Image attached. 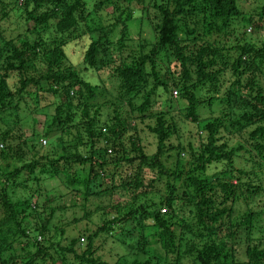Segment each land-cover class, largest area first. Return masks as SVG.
Instances as JSON below:
<instances>
[{
    "label": "trees",
    "instance_id": "obj_1",
    "mask_svg": "<svg viewBox=\"0 0 264 264\" xmlns=\"http://www.w3.org/2000/svg\"><path fill=\"white\" fill-rule=\"evenodd\" d=\"M242 1L0 0V264H110L98 254L101 235L118 250L111 264H264L263 213L229 219L241 185L250 194L261 190L252 178L241 182L233 157L254 152L264 164V36L256 37L264 0L251 14ZM159 57L168 63L163 74ZM93 77L101 85L87 79ZM112 79L115 102L95 103ZM177 95L187 103L184 119L197 127L189 134L198 151L181 144L169 110L147 115L161 97L167 106ZM27 99L36 108L48 102L55 128L31 141L2 119L17 117ZM213 105L222 116L198 127L200 110ZM233 108L240 111L235 120L228 118ZM145 120L152 121V153L135 127ZM127 122H134L129 133ZM234 137L250 150L230 146ZM214 165L233 170L236 184L224 179V168L208 174ZM46 178L63 180L60 191L84 201L107 193L114 212L74 238L53 226L56 239L52 199L40 187ZM14 187L20 195H11ZM115 192L127 199L117 202ZM232 242L244 248L245 260Z\"/></svg>",
    "mask_w": 264,
    "mask_h": 264
},
{
    "label": "rangeland",
    "instance_id": "obj_2",
    "mask_svg": "<svg viewBox=\"0 0 264 264\" xmlns=\"http://www.w3.org/2000/svg\"><path fill=\"white\" fill-rule=\"evenodd\" d=\"M261 2L262 0H243L242 1L243 12L246 14H251L254 10L258 8ZM135 16L139 17V13H136ZM252 18L255 19L257 18V16L254 14ZM15 19H16L15 16H13V20ZM13 27H14L13 24H11L9 26V29L12 30ZM249 28L250 27L246 28V34L251 35L253 30L249 32ZM135 33H137V30L135 31ZM143 35L147 37L148 40L151 42L154 39L151 29L147 26L143 28ZM263 36H264V28L262 29V31L259 32V35L256 37L258 38L261 37L260 38L261 40ZM130 37H132V35ZM134 41L135 42L132 43L133 45H131L132 47L138 44L137 42L138 40L134 38ZM257 44L260 45L259 40ZM147 52L148 50H145V53ZM158 63L160 67L159 71L162 70L160 74H163L164 72L163 68L166 67L168 63L165 58H160V57L158 58ZM84 78H86V74L84 75ZM87 79H91L92 80L91 82L95 83L96 85H99V84L101 85L98 78L93 77V78H87ZM227 79L228 78L226 76L225 80ZM116 82L117 81L113 79L112 81L110 80L105 81L104 85H106V88H108V90L106 92L104 90H101L99 93H97V99L95 103L103 104L105 102L107 103V101L114 103L116 95H117V91H118ZM150 85H151V81H149L148 83V86ZM174 96L172 97L173 100H170V102L166 104L167 106H164L165 99L161 97L158 100V102L154 104L155 105L154 108H152L150 112L147 113V115L150 113L156 114L161 111L169 110L170 114H172L171 117L173 121L180 128L179 138L181 140V144H183V146L186 149H187V145L191 144L192 147H194V150L198 151V146L200 143L196 141L197 137H195V140H194L192 137L193 135L189 134V130H191L193 134L197 133V127L194 126L193 124H190L189 123L190 121H187L184 119V115L186 113L185 107L187 106V103L181 101L179 99V95H177L176 97ZM49 100L52 101L51 98ZM27 103H28L27 105L21 106V109L19 110V112L16 113L17 117L11 114H4L2 116V119L4 120L5 124L11 128H14V130L17 129L18 134L24 139L31 138L29 136L33 133L42 135L45 132L47 126L48 128L52 127L50 125L51 119H52V116L50 115V111L52 108L45 107L48 104V102H44L43 105L39 106L41 108H36L33 105L31 100L27 99ZM104 108L105 107H103L102 110H104ZM200 108H203V107H200ZM231 112L232 114H229L228 118L230 115H232L231 116L232 120H235L239 117L237 116V114L240 112L239 110H236L233 108ZM221 116L222 114L220 113V107L218 105H213L212 108L209 110L204 108L200 110L198 127L205 124L207 121L219 119ZM228 118L226 117L224 121L227 122ZM17 124H19L20 126ZM133 124L134 122L133 123L127 122V132L128 133L132 130ZM147 125L151 126L152 121L145 120L143 123L136 121L135 123V127L137 128L139 132V136H140V139L142 140V143L146 147V151L148 153H152L155 147V139L153 135L147 131ZM52 129L54 130L55 128L52 127ZM220 132H221L220 135L224 136V134L227 133V130L224 128H221ZM236 136H239V135H236ZM242 137L246 138L247 137L246 133L242 134ZM233 140L234 141L231 144H229L230 146H237L240 143L241 146H243L246 150L248 151L250 150V147L247 144H245L241 138L234 137ZM29 141L31 140L29 139ZM46 142L47 143L45 146H43L42 152L48 151L50 148L49 147L50 143L48 145L49 140ZM171 142H176V137L173 138ZM263 144L264 143H262V145ZM182 157H183V160L189 159L187 152ZM232 161H233V165L235 168H238L244 172V174L240 176L241 182L242 183L248 182L252 178L253 180H255L256 184L261 186V190L254 194H250V193H247L246 188H242L243 185H241V189L237 195L236 202L230 211L229 219H231L233 223H236L241 219V217L244 214H246L247 211L262 212L263 214H261V218H262L261 225L264 228V164H263V167H259L262 163V160L258 159L254 155V152H251V154H249L245 151L243 152L241 151L239 154V157L234 156ZM223 168H224V172L226 173L224 174V179L231 178L232 181L236 184L237 182L236 178L238 176L236 175V178L233 179L231 175V174H236V173L230 168H228V166L226 165H223ZM223 168L220 167L219 165H214L210 168V170L208 171V174L214 173V170L220 171ZM252 172L255 175H251ZM25 173L23 172L21 174L22 179L26 178ZM35 174H39L38 169L35 171ZM148 176L149 178L153 177L152 173H149ZM61 181L63 182V180ZM61 181L58 179H48V178L42 180V182L40 181L41 189L47 191V194L50 195L52 199L51 207L55 209L54 217L51 220V224H50V231H52L51 232L52 237H55L56 239L59 238L54 232L55 230L53 226H56V227L61 226L64 228L67 227V230H68V234H66L67 238L77 237L78 235H81L84 232H86V229H91V231H94L96 228H99L100 225H102L103 222L110 215H112V212H114L113 210L108 209L109 207H107L109 206L110 203L113 202L110 200L111 196L109 197V195L105 192L107 189H109V187H107V183L104 182V185H103L105 187L103 189H104V192L106 193V196L102 195L100 196L99 199H96V200L91 199L90 201H84L83 197L80 195H76L73 193L67 194V192L64 195L63 193L65 192L62 193L60 191L61 188L58 187V185H61ZM28 185L30 187L34 186V184H28ZM12 190H14V192L13 194L11 193V195H14V194L20 195V193L22 192L20 188L18 187H14L12 188ZM123 194L124 193L115 192V199L117 200V202L121 203L122 201L127 199L125 197V194L124 195ZM219 198L221 200L222 197H219V193H218V195L216 196V199H219ZM160 212L165 214L166 209L163 207L160 210ZM87 213L90 214V216H88V218H84V214H87ZM0 215H1V210H0ZM83 240L84 239L81 238L80 241L83 242ZM97 240H98L97 243L100 244V248H99L100 250L98 251L99 256H101L103 261H106L110 264L113 263L114 260L116 259V254H118V250L115 246V243H113L112 238L105 237V235H101ZM226 242L228 243V241ZM64 243H66V241L62 242V244ZM234 245L235 243L232 242V248H234L235 250L238 249V253L236 254V256L240 260H245L244 248L242 249V246L237 244V242H236V246Z\"/></svg>",
    "mask_w": 264,
    "mask_h": 264
},
{
    "label": "built area",
    "instance_id": "obj_3",
    "mask_svg": "<svg viewBox=\"0 0 264 264\" xmlns=\"http://www.w3.org/2000/svg\"><path fill=\"white\" fill-rule=\"evenodd\" d=\"M173 93H174V95H176V92L175 91ZM42 142L45 143L44 141H42ZM107 153L109 154L110 153V150H108Z\"/></svg>",
    "mask_w": 264,
    "mask_h": 264
}]
</instances>
